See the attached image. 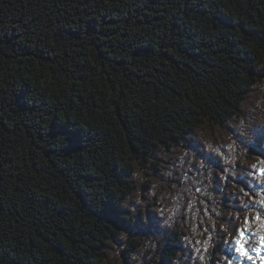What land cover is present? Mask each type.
<instances>
[{
  "label": "trees",
  "instance_id": "obj_1",
  "mask_svg": "<svg viewBox=\"0 0 264 264\" xmlns=\"http://www.w3.org/2000/svg\"><path fill=\"white\" fill-rule=\"evenodd\" d=\"M263 81L264 0H0V264H226L264 217Z\"/></svg>",
  "mask_w": 264,
  "mask_h": 264
},
{
  "label": "rangeland",
  "instance_id": "obj_2",
  "mask_svg": "<svg viewBox=\"0 0 264 264\" xmlns=\"http://www.w3.org/2000/svg\"><path fill=\"white\" fill-rule=\"evenodd\" d=\"M258 95V96H257ZM243 109H242V114L244 115V117L249 120V121H261V118L264 116V81L258 83L248 94V96L245 98L244 101V105H243ZM235 120V119H234ZM233 123V122H231ZM228 129L226 130L227 132H230V126L227 125ZM214 129V128H212ZM208 135H210L211 133L208 132ZM196 138L193 139V141L197 142L195 139L199 138V139H204L202 137H205V135L201 134V133H196ZM240 147L243 148V145L241 143H239ZM170 156V153H166L163 154V158H161L160 161V166L159 169L157 171H153V173H151V175L146 174L144 171H141L139 173H137V180L139 182V188L137 191H135V202L136 204H140L143 208V206H148L151 205L153 199L151 198H144L143 197H148V187L151 185V183L155 182L156 185L154 187L153 193L151 196H156V195H160L162 192H164L165 190H167V186L169 184H173L175 181V179L177 180V176H178V171L176 168V175H173L171 177H168L166 179L164 178H160V174L162 173V169L166 168V167H171L172 171L175 172V168H173V166H171L172 164V160L169 159L168 157ZM188 156V153H187ZM168 158V159H167ZM201 156L198 153L194 154V158L189 160L192 163V165L194 166H199L197 163V160L200 159ZM174 161V160H173ZM201 161V160H200ZM185 166H178V169H184ZM199 168L205 169L206 171L210 170L211 168V164L208 161H204V165L203 166H199ZM214 177V175H212L210 177V185H212L214 183V181L212 180ZM147 187V188H145ZM225 204H229V202H225ZM231 204V203H230ZM128 207V209H133L131 206L125 205ZM236 206V204H235ZM152 209V211L154 210L152 207H150ZM133 214L136 217V209H133ZM132 212V211H131ZM148 224V223H147ZM156 225H158L156 223ZM126 230H130L129 228L126 227V224L124 226ZM157 235L159 236V240L161 239V236L159 233H157ZM157 245V243L154 241V246ZM120 248H123V246H118V245H111L108 249V254H109V261L110 264H134L132 263V260H138L140 261L139 263H135V264H143V260L141 262V258L144 255V252L139 253L140 256L135 255L136 259L133 258V256H131L130 259H125L123 258V255L121 253ZM151 258V254H148ZM150 262V261H149ZM148 262V263H149ZM147 263V264H148Z\"/></svg>",
  "mask_w": 264,
  "mask_h": 264
},
{
  "label": "snow or ice",
  "instance_id": "obj_3",
  "mask_svg": "<svg viewBox=\"0 0 264 264\" xmlns=\"http://www.w3.org/2000/svg\"><path fill=\"white\" fill-rule=\"evenodd\" d=\"M252 168L255 169L254 179H257V178L264 179V166L257 167V165L254 164L252 165ZM197 191H199V189H197ZM259 204L261 205V207H264V198L259 200ZM255 219L260 224V230L258 232V235L260 237V240H259L260 247L256 251L258 253H262L264 252V217H262L260 213H257ZM236 243H237L236 251L240 253V255L246 257L247 259L253 260V256L249 255L248 251H246L245 248L242 246V241L238 239ZM258 264H264V255H258Z\"/></svg>",
  "mask_w": 264,
  "mask_h": 264
},
{
  "label": "bare ground",
  "instance_id": "obj_4",
  "mask_svg": "<svg viewBox=\"0 0 264 264\" xmlns=\"http://www.w3.org/2000/svg\"><path fill=\"white\" fill-rule=\"evenodd\" d=\"M264 145V144H263ZM142 229V228H141ZM137 243V242H136ZM134 245V244H133Z\"/></svg>",
  "mask_w": 264,
  "mask_h": 264
}]
</instances>
